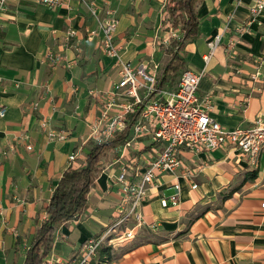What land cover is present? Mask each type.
I'll return each instance as SVG.
<instances>
[{
  "label": "crops",
  "instance_id": "obj_1",
  "mask_svg": "<svg viewBox=\"0 0 264 264\" xmlns=\"http://www.w3.org/2000/svg\"><path fill=\"white\" fill-rule=\"evenodd\" d=\"M88 1L46 7L9 0L0 15V77L5 86L0 91V107L5 108L0 116V264L23 263L28 240L46 219L52 191L71 167L69 156L81 165L85 162L88 121L99 114L104 101L96 93L109 91L119 79V67L104 55L100 36H86V30H98ZM98 4L100 16L110 13L116 18L114 42L121 59L133 66L158 64L170 34L167 0ZM250 4L202 0L197 9L199 35L182 52L185 69L202 74L198 97L212 96L209 115L227 129L249 127L264 112V9L247 24ZM68 26L77 30L80 58L70 67H51L43 56L48 49L63 51ZM174 32L179 35L178 28ZM215 35L220 38L210 52L207 41ZM65 53L72 61L74 51ZM41 122L67 138L49 141ZM163 147L160 141L139 136L125 157L119 159L113 150L115 158L109 164L102 161L104 169L89 193L86 211L58 228L50 253L72 259L84 240L100 234L119 198L115 178L124 165L133 177L147 169ZM178 158L187 169L200 170L191 181L179 169L159 176L141 204L145 223L123 247H101L98 263L264 264V152L255 167L231 147L183 149ZM174 182L181 187L179 205L162 208L159 199L173 193Z\"/></svg>",
  "mask_w": 264,
  "mask_h": 264
},
{
  "label": "built area",
  "instance_id": "obj_2",
  "mask_svg": "<svg viewBox=\"0 0 264 264\" xmlns=\"http://www.w3.org/2000/svg\"><path fill=\"white\" fill-rule=\"evenodd\" d=\"M9 0H0V15ZM46 7L63 6L68 0H28ZM104 0H90L86 4L89 13L94 17L98 30H86L88 39L100 36V46L105 56L113 59L119 67V79L109 91L97 92V96H104L101 111L92 120L88 121V133L85 141L103 143L113 139L126 127L127 116L138 111L139 115L131 126V135L126 142L114 149L119 159L126 156L136 137H149L153 142L164 143L161 150L155 152V158L149 162L148 168L141 173H134L130 177L127 166L115 178L119 184V198L113 205L110 222L97 236L84 240L72 259L57 258V262L66 264H90L101 247L114 248L115 244L125 245L133 239L135 228L143 225L145 220L141 213V204L147 197V190L155 186L158 177L173 174L177 169L189 181L200 169H187L178 158L183 149L190 151H213L231 147L236 149L238 155L252 166L259 165V159L264 152V112L255 116L249 127H236L227 129L220 125L209 115L212 107V96L197 95L198 82L201 73L184 69L172 90H162L151 99L148 97L155 91L154 81L157 68L156 62H140L131 65L119 55V47L114 42L117 21L114 15L106 13L100 16L99 2ZM264 9V0H251L249 6V21ZM169 37L162 43L166 46L171 38L177 35L174 28L168 23ZM2 24L0 21V31ZM220 35H215L207 41L210 52L214 50ZM63 51L54 52L48 49L43 61L51 67L64 65L70 67L72 62L80 58L81 47L77 40V30L68 26L63 34ZM66 49L75 53L72 61L66 56ZM13 84V83H12ZM19 87L18 84H13ZM4 80L0 77V91H4ZM144 94H140V91ZM5 108L0 107V116H4ZM41 129L46 133L49 141L65 140L67 135L49 127L47 122L40 123ZM72 168L81 166L76 162L75 156L70 155ZM129 170V169H128ZM173 193L169 196L162 195L159 199L162 208L177 207L181 187L174 182L170 185ZM191 188H196L191 183ZM264 208V202L261 203ZM120 247V246H119ZM53 254V253H51ZM58 257L57 255L53 254ZM107 264V263H101Z\"/></svg>",
  "mask_w": 264,
  "mask_h": 264
},
{
  "label": "trees",
  "instance_id": "obj_3",
  "mask_svg": "<svg viewBox=\"0 0 264 264\" xmlns=\"http://www.w3.org/2000/svg\"><path fill=\"white\" fill-rule=\"evenodd\" d=\"M201 2L202 0H167V21L173 28H178L179 35L171 38L166 46L160 48L154 81L155 91L148 99L165 88L174 86L185 69L182 52L185 45L199 35L197 9ZM139 111L140 107L138 111L127 116L125 129L113 139L103 143H88L83 165L63 171L45 208L46 219L39 224L36 232L28 240V249L22 264H41L43 258L51 252L58 228L79 218L86 211L89 193L104 169L102 160L116 147L126 142Z\"/></svg>",
  "mask_w": 264,
  "mask_h": 264
},
{
  "label": "rangeland",
  "instance_id": "obj_4",
  "mask_svg": "<svg viewBox=\"0 0 264 264\" xmlns=\"http://www.w3.org/2000/svg\"><path fill=\"white\" fill-rule=\"evenodd\" d=\"M112 157H114V154H113V152H110L109 154H107L106 155V157L102 160L105 164H109V162H110V160H111V158ZM115 158V157H114ZM113 158V159H114ZM197 182H198V179H197ZM228 193V192H227ZM209 206H211L210 204H209ZM53 243H54V240H53V242H52V245H51V248H53ZM123 247L122 245H119V243L118 244H115V246H114V248L115 249H119L120 247ZM79 248V247H78ZM113 249V248H112ZM78 250V249H77ZM114 252L113 253H115V250H113ZM117 251V250H116ZM77 252V251H76ZM58 257H56V256H54L53 254H51V253H49V254H47L44 258H43V261H42V263L41 264H66L65 262H61V263H59V262H57L56 260H57V258H59V257H61V256H59V255H57ZM64 259V258H63ZM67 260H69V259H67ZM98 261H99V258L97 257V254H96V256L93 258V260H92V262H94L95 264H99L98 263ZM102 261V260H101ZM100 262V261H99Z\"/></svg>",
  "mask_w": 264,
  "mask_h": 264
}]
</instances>
